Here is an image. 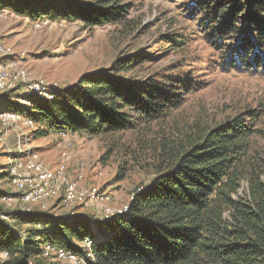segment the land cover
Here are the masks:
<instances>
[{"label":"trees","instance_id":"trees-1","mask_svg":"<svg viewBox=\"0 0 264 264\" xmlns=\"http://www.w3.org/2000/svg\"><path fill=\"white\" fill-rule=\"evenodd\" d=\"M190 6L206 37L227 45V68L264 72V0H194ZM0 8L88 29L134 26L128 0H0ZM145 58H117L106 70L56 88L53 99L32 97L31 106L19 102L11 110L32 117L38 137L136 131L165 119L188 84L172 76L123 75ZM1 104L10 109L9 101ZM262 115L250 109L219 123L196 122L179 136L162 135L155 145L157 175L133 192L125 214L98 221L88 213L63 219L50 210L12 212L13 222L0 220V250L11 255L2 264H53L42 254L46 243L83 254L88 237L93 264H264V145L254 146L255 138L264 140ZM118 177H126V168Z\"/></svg>","mask_w":264,"mask_h":264},{"label":"rangeland","instance_id":"rangeland-1","mask_svg":"<svg viewBox=\"0 0 264 264\" xmlns=\"http://www.w3.org/2000/svg\"><path fill=\"white\" fill-rule=\"evenodd\" d=\"M128 1L132 3L128 18L134 24L130 28L105 25L88 29L81 22L66 20L37 28L24 16L0 19V45L12 47L33 78L58 88L73 86L81 75L106 70L117 58L134 54L147 59L123 75L137 79L156 75L158 80L172 76V80L178 77L188 83L186 93L179 94L178 106L165 119L150 125L144 122L136 131L72 135L68 172L75 176L83 164L85 183L108 191L114 209L127 206L133 192L157 175L155 145L162 135L179 136L196 122L219 123L250 109L263 110L258 127L264 128V72L227 68V45L217 46L203 33L204 27L189 16L194 0ZM172 39L181 42L176 45ZM227 41L231 43V39ZM2 96L7 99H0V104L9 101V108H16L18 92L0 91ZM35 130L23 129L19 142L11 132L7 145L17 152L38 151L42 160L56 169L64 150L60 136L51 132L38 137ZM254 141L255 147L264 145L259 137ZM10 161L0 146L4 170ZM122 168H126V177L120 180ZM77 212L97 216L93 208L79 207Z\"/></svg>","mask_w":264,"mask_h":264},{"label":"built area","instance_id":"built-area-1","mask_svg":"<svg viewBox=\"0 0 264 264\" xmlns=\"http://www.w3.org/2000/svg\"><path fill=\"white\" fill-rule=\"evenodd\" d=\"M8 17L23 16L11 8H0V19ZM23 18L37 28L52 22L47 18L37 21L26 16ZM56 88L42 79L33 78L32 72L15 57L13 48L0 45V91L8 94L18 92L21 95L18 101L26 107L32 105V97L53 99ZM29 128L37 129V124L26 112L0 108V146L11 160L7 170L0 168V190H3L0 193V220L13 222L11 213L14 211L34 213L50 210L58 217L70 219L78 214L77 208L86 207L95 210L98 221L128 212V205L122 209L111 207L109 203L112 195L108 191L95 184L85 183L83 164L75 176L68 172V163L72 159L73 134L65 131L58 134L64 150L56 169L47 165L38 151L25 149L17 152L7 145L11 132L17 135L16 141L19 142L23 137L20 132ZM93 245V239L86 238L85 252L80 254L46 243L42 254L53 264H93L96 262ZM10 256L8 250H0V264L8 261Z\"/></svg>","mask_w":264,"mask_h":264}]
</instances>
